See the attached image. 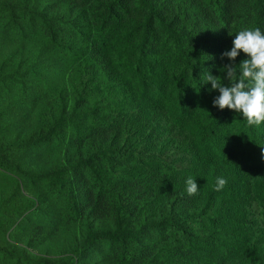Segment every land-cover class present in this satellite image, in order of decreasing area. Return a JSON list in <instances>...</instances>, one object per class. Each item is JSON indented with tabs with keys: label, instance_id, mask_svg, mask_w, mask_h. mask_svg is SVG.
Here are the masks:
<instances>
[{
	"label": "trees",
	"instance_id": "obj_1",
	"mask_svg": "<svg viewBox=\"0 0 264 264\" xmlns=\"http://www.w3.org/2000/svg\"><path fill=\"white\" fill-rule=\"evenodd\" d=\"M124 1L34 0L36 18L31 11L30 19L2 23L7 36L34 30L39 20L45 31L19 48L25 58L18 62V77L32 76L21 87L41 106L28 101L11 110L38 109L33 142H44L45 127L53 136L60 129L63 139L69 134L65 144L75 147L62 165L36 177L62 205L56 214L46 211L60 225L55 256L38 262L264 264V123L248 126L214 108L217 92L198 84L206 70L225 82V50L217 44L228 29L216 20L212 28L207 17L219 9L224 18L231 0H211V9L201 3L206 12L199 0H179V8L166 0L158 10L148 0ZM29 2L18 0L20 8ZM190 20L206 31L190 33ZM43 89L52 91L45 101ZM189 176L199 189L194 195L185 191ZM217 176L227 181L220 191L212 187ZM8 223L0 219L1 227ZM91 254L101 259L86 261Z\"/></svg>",
	"mask_w": 264,
	"mask_h": 264
},
{
	"label": "rangeland",
	"instance_id": "obj_2",
	"mask_svg": "<svg viewBox=\"0 0 264 264\" xmlns=\"http://www.w3.org/2000/svg\"><path fill=\"white\" fill-rule=\"evenodd\" d=\"M33 1L30 0L26 7L20 8L18 0H0V158L7 157L16 169L4 166L0 160V209L8 214V216L3 214L0 219L9 222L4 227L0 226V264H41L39 260L50 261L55 256V239L56 236H61L60 225L46 211L49 210L56 214L62 210V205L55 198L50 200L45 182L37 180L36 177L55 166L62 165L66 160L65 151L75 150L74 146L68 147L65 144L69 134L63 139L60 129L53 136L44 127L42 129V132L46 133L44 142H33L34 131L30 129V125L37 119L35 114L42 100H37L38 95L35 92L28 93L21 87V82L32 80V76L29 74L24 79L19 78L18 73H22L24 68L19 69L18 62L25 58L20 56L23 53L20 49L30 48L31 44L45 35V31L41 29L44 23L37 19L40 24H36L34 30H11L8 36L2 25L4 20L13 16L30 19L31 11L36 18L33 8L30 7ZM51 1L38 0V3L46 4ZM111 1L106 0V3L109 4ZM148 1L158 10L162 8L166 0ZM168 1L174 8H179V0ZM239 1L231 0L229 9L222 16L224 18L219 17V9L215 13L209 12L210 16L207 17V20L213 19L212 28L218 27L216 21L227 27L228 33L221 37L217 44L225 51L230 49L232 38L237 31L252 27H259L264 31V0L255 2L245 0V3L239 4V13H236L234 8ZM124 2L129 3V0ZM201 3L208 5L211 9V0H199V5L203 7L202 12H206ZM9 4V8H6ZM10 8L15 10V15L8 12ZM165 10L168 11L167 8ZM196 22L190 20L188 24L190 33L206 31L205 28L197 27ZM177 26L180 31L186 30V26L181 22ZM210 26L209 24L208 27ZM192 54L198 53L193 51ZM243 57V54L238 55L234 63L238 64L241 61L240 58ZM211 58L215 57L211 56ZM225 62L228 63L227 59L220 64V68ZM31 63L30 61L29 64ZM44 71L52 73L49 69ZM69 71H66L64 78L70 76ZM59 78L60 76L55 72L52 82L59 86ZM224 84H227V81ZM39 92L42 95L40 98L44 101L49 94H52V91L44 89ZM20 96L22 97L21 102H19ZM58 98L59 96L55 98V101ZM28 101L38 103V109L21 106L20 114L10 108V105L19 106ZM84 109V105H79L76 111L81 112ZM2 145L6 149H2ZM63 219L66 221L64 216ZM102 219L107 223L111 222V218H105L103 215ZM71 233V230L68 231L67 238L64 240H69ZM96 259H101V256L91 254L86 261H96Z\"/></svg>",
	"mask_w": 264,
	"mask_h": 264
},
{
	"label": "clouds",
	"instance_id": "obj_3",
	"mask_svg": "<svg viewBox=\"0 0 264 264\" xmlns=\"http://www.w3.org/2000/svg\"><path fill=\"white\" fill-rule=\"evenodd\" d=\"M240 54L245 58L238 64L234 63ZM220 57L228 61L219 69L227 84L222 83L220 76L211 75L208 70L200 75L198 84H208L210 88L207 91L215 90L218 93L211 102L214 108L233 111L248 126L261 125L264 123V31L259 27L237 31L230 49L221 52ZM184 183L187 194L198 192L197 184L191 176ZM226 183L224 177H215L213 190H222Z\"/></svg>",
	"mask_w": 264,
	"mask_h": 264
}]
</instances>
